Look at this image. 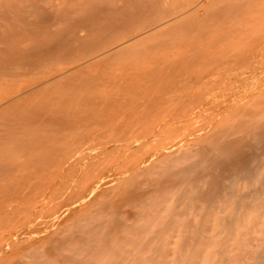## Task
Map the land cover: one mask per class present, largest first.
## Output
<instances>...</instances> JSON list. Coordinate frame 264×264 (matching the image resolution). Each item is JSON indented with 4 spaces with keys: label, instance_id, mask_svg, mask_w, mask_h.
Instances as JSON below:
<instances>
[{
    "label": "rangeland",
    "instance_id": "1",
    "mask_svg": "<svg viewBox=\"0 0 264 264\" xmlns=\"http://www.w3.org/2000/svg\"><path fill=\"white\" fill-rule=\"evenodd\" d=\"M166 1L173 13L191 3ZM256 26L243 25L217 41L197 38L204 31L197 26H175L173 37H149L106 60L87 63L75 57L1 75L0 264H69L64 260L69 251L75 252L73 264H82L78 251L86 242L69 243L65 253L56 250L59 239L85 230L105 233L101 228L113 225L117 233L147 234L151 245L140 259L184 263L199 219L197 208L178 216L175 224L173 213L185 206L176 196L180 188L165 184L148 193L146 185L161 169L173 172L186 162L183 157L227 137L237 121L264 118V72L259 71L264 54L251 57L261 39L262 26ZM81 78L92 84L75 85ZM87 89L91 102L83 100ZM218 179L229 182L228 177ZM241 182L239 190L246 193ZM136 183L145 185L146 197L154 191L140 212L135 201L123 199ZM230 206L222 200L210 209L227 220L235 212ZM66 213L68 218L57 224ZM46 229V236L19 249L29 236ZM133 243L134 237L125 241ZM177 245L181 247L175 249ZM222 260L230 263L224 256ZM186 264H197L195 256Z\"/></svg>",
    "mask_w": 264,
    "mask_h": 264
},
{
    "label": "bare ground",
    "instance_id": "2",
    "mask_svg": "<svg viewBox=\"0 0 264 264\" xmlns=\"http://www.w3.org/2000/svg\"><path fill=\"white\" fill-rule=\"evenodd\" d=\"M3 1L4 11L0 13V76L8 75L16 67L26 70L56 60L69 62L78 58L87 63L106 60L115 54H122L129 45L149 37H173L177 33V30L174 31L176 27L187 29L197 26L204 29L197 38L217 41L229 34L230 30L253 22L262 27L259 29L261 39L257 41L258 44L255 42L259 46L253 48L251 57L264 54V0H206L202 5L201 0H191L183 10L178 7L181 10L175 13L167 9L166 0ZM160 45L158 43L157 46ZM259 71L264 72V68ZM91 84L89 79L81 78L75 85ZM90 91L87 89L88 93L83 96L84 102L92 101ZM226 134L227 137L214 146L197 149L194 154L183 157L182 160L186 162L179 169H173V172L167 168L158 171L155 176L157 179L146 185V192L149 193V188L157 191L165 184L180 188V195L176 196L185 206L178 212L180 214L173 213L175 224L180 222L178 216L190 215L197 208L199 219L192 230L193 237L184 256L186 260L195 256L197 264H221L224 256L229 264H240L244 259L249 260V264H264V118L255 122L237 121ZM164 176L170 180H159ZM220 177H228L229 182L223 184L218 179ZM240 181L244 182L241 184L247 190L246 193L239 190ZM141 183H136L132 190H127L123 195L124 200L138 204V212L143 210V205L151 203V194L154 193L150 191L146 197L142 190L145 185ZM94 193L92 191L90 196ZM87 200L88 197H85L82 203ZM222 200L235 211L227 220L218 219L210 209ZM199 203L202 205L198 206ZM69 215L57 216V224ZM96 218L100 219L101 215H96ZM125 218L122 217L121 222ZM205 223H210L211 227H206ZM220 227L225 231L221 232ZM255 228H258L257 233H248ZM101 230L105 233L96 230L86 233L85 230L67 234L55 243L56 250L68 252L69 243L75 245L86 242L85 249L78 251L79 263L82 264H125L127 261L132 264H159L155 260L139 258L151 245L147 234L133 236V233H117L115 225ZM47 233L46 229L29 236L18 245L19 249ZM207 233L209 235H204ZM133 237L136 243L125 244L126 240ZM180 247L177 245L175 249ZM208 248L211 253H206ZM109 256L112 259H108ZM74 257L75 252L69 251L64 260L73 264L77 262ZM186 260L182 264H186Z\"/></svg>",
    "mask_w": 264,
    "mask_h": 264
}]
</instances>
